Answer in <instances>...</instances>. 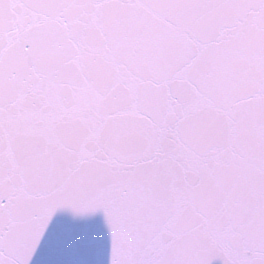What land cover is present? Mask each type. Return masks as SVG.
I'll return each instance as SVG.
<instances>
[{
	"label": "water",
	"instance_id": "1",
	"mask_svg": "<svg viewBox=\"0 0 264 264\" xmlns=\"http://www.w3.org/2000/svg\"><path fill=\"white\" fill-rule=\"evenodd\" d=\"M0 264H264V0H0Z\"/></svg>",
	"mask_w": 264,
	"mask_h": 264
}]
</instances>
